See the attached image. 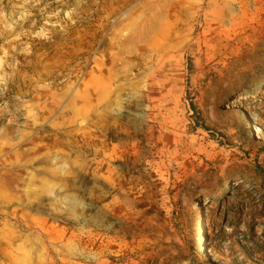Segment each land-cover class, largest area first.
I'll return each instance as SVG.
<instances>
[{"label": "rangeland", "instance_id": "obj_1", "mask_svg": "<svg viewBox=\"0 0 264 264\" xmlns=\"http://www.w3.org/2000/svg\"><path fill=\"white\" fill-rule=\"evenodd\" d=\"M0 264H264V0H0Z\"/></svg>", "mask_w": 264, "mask_h": 264}, {"label": "bare ground", "instance_id": "obj_2", "mask_svg": "<svg viewBox=\"0 0 264 264\" xmlns=\"http://www.w3.org/2000/svg\"><path fill=\"white\" fill-rule=\"evenodd\" d=\"M143 50V49H142ZM141 50V51H142ZM143 53V52H142ZM140 55V54H139ZM80 124H82V122H80ZM232 183H234V184H236V185H240V184H243L244 183V181H241L240 180V178H237L234 182H232ZM204 199V198H203ZM206 199V198H205ZM207 202V200L205 201V203ZM211 203V200L209 201V202H207V204H210Z\"/></svg>", "mask_w": 264, "mask_h": 264}]
</instances>
